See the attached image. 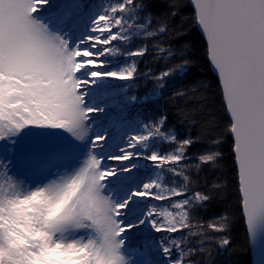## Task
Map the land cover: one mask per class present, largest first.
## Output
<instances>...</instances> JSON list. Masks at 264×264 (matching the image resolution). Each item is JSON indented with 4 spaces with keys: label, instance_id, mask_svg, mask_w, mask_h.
Returning a JSON list of instances; mask_svg holds the SVG:
<instances>
[{
    "label": "snow or ice",
    "instance_id": "snow-or-ice-1",
    "mask_svg": "<svg viewBox=\"0 0 264 264\" xmlns=\"http://www.w3.org/2000/svg\"><path fill=\"white\" fill-rule=\"evenodd\" d=\"M190 2L222 87L243 214L255 237L264 234V0ZM150 7L133 0L99 7L89 0H0V264H186L195 251L185 252L183 240L161 238L157 249L168 259L154 261L129 248V232L138 225L156 233L188 227L187 198L172 205L176 213L156 206L136 213L149 198L184 195L163 188L159 175L144 177L149 167L166 164L183 175L176 165L194 141L162 132L168 118L161 117L124 132L123 146L106 155L95 149L116 137L90 125V114L105 113L99 98L110 88L106 81L134 80L135 63L113 70L104 58L145 54L113 42L131 40L128 12ZM215 158L200 156L205 163ZM106 159L130 163L117 169L105 166ZM141 159L151 163L135 162Z\"/></svg>",
    "mask_w": 264,
    "mask_h": 264
},
{
    "label": "trees",
    "instance_id": "trees-1",
    "mask_svg": "<svg viewBox=\"0 0 264 264\" xmlns=\"http://www.w3.org/2000/svg\"><path fill=\"white\" fill-rule=\"evenodd\" d=\"M134 1L151 5L149 10L139 12L150 18L154 31L153 37L136 40L138 49H146L136 59L137 80L142 85L136 90V100L141 102L153 95L148 104L157 106L160 114L168 118L166 126L175 130L178 140L194 141L186 156L216 153L213 161L200 163L189 173L194 189L208 197L197 211L205 220L223 218L221 225L229 243L225 250L213 252L217 264H252L233 141L228 132L230 118L219 81L210 68L206 42L197 29L194 8L190 0ZM162 27L166 31H161ZM169 54L171 57L166 59L164 56ZM175 61L184 62L187 71L154 88L150 80Z\"/></svg>",
    "mask_w": 264,
    "mask_h": 264
},
{
    "label": "rangeland",
    "instance_id": "rangeland-1",
    "mask_svg": "<svg viewBox=\"0 0 264 264\" xmlns=\"http://www.w3.org/2000/svg\"><path fill=\"white\" fill-rule=\"evenodd\" d=\"M94 6L99 7L100 5L107 6L110 3L115 4L119 2V0H89ZM134 5L136 2L133 0ZM132 7V6H129ZM124 15V14H122ZM127 16V23L124 25L125 29H127L128 34L131 35V40L129 42L123 41H116L113 42L114 46H117L123 51L124 49L136 50L138 46H136V40L138 38H142L144 36L153 37L154 31L151 30V22L148 16H145L139 12V8H135L132 12H128ZM128 25H132L131 28ZM115 30V29H114ZM148 33H152L148 35ZM136 46V47H135ZM166 59L171 57V54L165 55ZM104 59L111 61V67L115 70L116 67H123L126 64L135 63L136 66V73L135 78L132 81H121L116 79H110L106 81L107 84L110 85V88L104 93L99 99L102 106H106V110L108 114L112 113L113 121L111 123V127H107V130L112 132L113 135L116 137L115 140H109L106 143L105 148L102 150L101 148H96L95 150L97 153H101L102 151L108 154H116L118 152L117 145L123 146V142L119 139L124 132L131 133V130L136 128L138 125H142L144 122H148L149 124L154 123L155 121L159 120L163 117L156 107H152L148 104V100L154 98L153 95H149L148 98L144 97L143 100L140 101H132L131 97L136 95V90L141 87L140 81L137 80V57H124V56H111L105 57ZM165 70L159 74L158 77L152 78L150 80L153 82L154 88L158 86L161 87L162 82L165 83L166 80L172 79L177 75H182L187 71V66L184 62L178 61L170 66H166ZM168 72L169 75L164 76L163 74ZM151 79V78H150ZM150 82V83H151ZM157 88V87H156ZM144 89V88H142ZM144 92L147 91V88L143 90ZM91 115V114H90ZM97 116L98 113L92 114ZM104 115V114H103ZM107 115V113H106ZM105 115V116H106ZM103 119L98 115V121L96 125V129L94 130V123L95 121H90L91 128H93L92 132H98L105 130V118L102 116ZM100 120V121H99ZM115 129V131H113ZM162 132L165 133H174L177 136L178 134L175 130L168 128L167 126L161 128ZM92 133H90L91 135ZM100 143H105L101 141ZM157 144L161 148H168L167 142L161 141L160 139L157 140ZM170 150V149H168ZM11 146H9V154L12 152ZM214 154V151H208L204 153H199L194 157H188L185 155V159L180 162V164L176 165L177 171L182 170L183 175L177 176L174 175L169 168L171 165H163L162 168H151L149 167L147 171H151L150 175L152 178H155L157 175L160 176V182L163 188L166 189H173L175 188L177 191H182L184 195L182 196H171L170 198L163 200V201H156L153 205L150 204L149 201L145 203V213L147 211V207L156 206L157 209H167L172 213H176L179 211L178 209L174 208L172 205L182 201L183 199H189L190 205L186 206L185 210L188 211V218L186 223L188 224L187 228H183L180 232L177 233H156L150 224L142 225L145 226L144 230L147 234H154V236H161V238H166L169 241L172 239H176L177 241L183 240L182 248L185 252H188L189 249H195L190 255H186L184 257L186 264H217L216 261L213 260L212 254L213 252H220L226 249L227 245H222L221 241L227 239L223 231H214L210 225H217L220 226L223 224V218H215L213 220H205L202 215H199L198 211L202 206L203 201L197 202L194 199V194L200 193L197 192L193 184L190 180L189 173L194 168L196 169L201 162L200 156L202 155H210ZM216 154V153H215ZM119 162L118 166H114V168L119 169L120 165L130 163L128 161H116L106 159L105 166L111 167V163ZM140 165L150 164L151 162H145L144 160L135 161ZM141 169L145 172V167H141ZM127 173H124V175ZM184 177H187L185 180ZM147 179V178H146ZM203 194V193H201ZM204 195V194H203ZM140 212V211H139ZM159 221L163 222V217H157ZM179 219V217H177ZM154 241V240H153ZM152 241V242H153ZM158 240L155 239L154 242ZM132 242V241H131ZM130 242V244H131ZM130 250L134 252L138 259H140L137 248L134 246H130ZM174 255H180V252L177 251L175 248L173 250ZM168 259L167 257H165ZM161 261V260H156Z\"/></svg>",
    "mask_w": 264,
    "mask_h": 264
},
{
    "label": "bare ground",
    "instance_id": "bare-ground-1",
    "mask_svg": "<svg viewBox=\"0 0 264 264\" xmlns=\"http://www.w3.org/2000/svg\"><path fill=\"white\" fill-rule=\"evenodd\" d=\"M106 113H107V115H106ZM98 115L101 117V119H103L102 116H104V118H105V128L106 129H107V127H111L112 126L111 125V123L113 121V118L111 116L112 113L110 112L108 114V112L106 110V106H105V113H98ZM98 115L97 116H94L93 115L94 116V119L92 121H95V122H93L94 123L93 124L94 125V130L96 129V125L98 124L97 123V121H98L97 120L98 119ZM92 130H93V128H92ZM113 131H115V129ZM118 165H119V162H118V164L117 163H114V162L110 164L111 167L118 166ZM144 173H145L144 170L140 168L138 174H144ZM150 173H151V171L149 172V170H148L147 171V175L144 178L146 179L147 176L150 175ZM125 175H127V174H125ZM146 201H149L151 205H153L156 202V200H152L150 198L147 199V200H145V201H143V203L141 205V208L140 209H137V213H136L137 215L140 214L141 210L146 215L145 209H144ZM128 219L134 220L135 217L134 216H129ZM144 228H145V226L138 225L137 228H134V229H132L129 232V236L131 237V241H132L131 244H130V246H134V247L137 248V252H138V255H139L140 259H149V260H154V261H156V260L166 261L167 259L165 258V256L163 255V253L160 252V251H158V249H157V244L160 241L161 236H154V234H150V235L147 234L146 235V233H145L146 231L144 230ZM155 239L158 240V241L157 242H154Z\"/></svg>",
    "mask_w": 264,
    "mask_h": 264
},
{
    "label": "water",
    "instance_id": "water-1",
    "mask_svg": "<svg viewBox=\"0 0 264 264\" xmlns=\"http://www.w3.org/2000/svg\"><path fill=\"white\" fill-rule=\"evenodd\" d=\"M191 5L194 8V5L192 3H191ZM197 29H198L199 33L202 35V37H203V39L207 45L206 36L204 35L202 29L199 27L198 24H197ZM209 64H210V68H211L212 73L214 74V76L219 81L218 73L215 70V68L213 67V65L211 64L210 60H209ZM219 84H220V82H219ZM220 87H221V85H220ZM221 90H222V87H221ZM231 138H232V136H231ZM232 141H233V138H232ZM233 154H234V152H233ZM235 165H236L237 172H238V166H237L236 162H235ZM242 215L244 218L245 226H246L247 233L249 236V241H250L251 262H252V264H264V234L258 233L255 237H253V235L248 230L247 219L243 214V209H242Z\"/></svg>",
    "mask_w": 264,
    "mask_h": 264
}]
</instances>
